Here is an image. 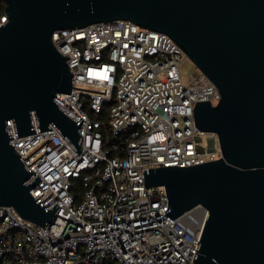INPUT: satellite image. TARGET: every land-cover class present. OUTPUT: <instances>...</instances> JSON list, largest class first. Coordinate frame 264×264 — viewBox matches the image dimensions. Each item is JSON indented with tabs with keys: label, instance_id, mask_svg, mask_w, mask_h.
Returning <instances> with one entry per match:
<instances>
[{
	"label": "built area",
	"instance_id": "1",
	"mask_svg": "<svg viewBox=\"0 0 264 264\" xmlns=\"http://www.w3.org/2000/svg\"><path fill=\"white\" fill-rule=\"evenodd\" d=\"M5 7L0 0V26ZM52 42L69 56L73 87L57 96L85 120L80 153L52 123L39 130L34 113L28 135L17 136L9 120L10 144L41 178L32 196L59 206L44 226L0 206V264H195L207 209L171 217L165 186H145L143 169L222 156L193 109L217 105L218 88L200 70L185 81L184 50L130 20L56 30Z\"/></svg>",
	"mask_w": 264,
	"mask_h": 264
},
{
	"label": "water",
	"instance_id": "2",
	"mask_svg": "<svg viewBox=\"0 0 264 264\" xmlns=\"http://www.w3.org/2000/svg\"><path fill=\"white\" fill-rule=\"evenodd\" d=\"M0 26V206L44 226L55 218L31 189L41 180L10 144L52 123L79 154L85 120L57 95L70 93L60 29L130 20L169 35L218 88L217 105L196 101L195 125L216 133L222 156L188 166L143 169L145 186L163 185L168 214L197 204L207 217L195 264H264V0H3ZM82 140V138H81ZM168 208V207H167Z\"/></svg>",
	"mask_w": 264,
	"mask_h": 264
},
{
	"label": "rangeland",
	"instance_id": "3",
	"mask_svg": "<svg viewBox=\"0 0 264 264\" xmlns=\"http://www.w3.org/2000/svg\"><path fill=\"white\" fill-rule=\"evenodd\" d=\"M181 71H182L184 80L187 81L189 76L195 72H198L199 69L188 57H186L181 63ZM206 143H207V136L203 135L201 145L206 146Z\"/></svg>",
	"mask_w": 264,
	"mask_h": 264
},
{
	"label": "trees",
	"instance_id": "4",
	"mask_svg": "<svg viewBox=\"0 0 264 264\" xmlns=\"http://www.w3.org/2000/svg\"><path fill=\"white\" fill-rule=\"evenodd\" d=\"M109 139L112 140V138L109 136Z\"/></svg>",
	"mask_w": 264,
	"mask_h": 264
}]
</instances>
